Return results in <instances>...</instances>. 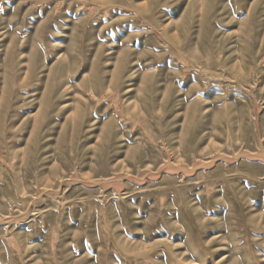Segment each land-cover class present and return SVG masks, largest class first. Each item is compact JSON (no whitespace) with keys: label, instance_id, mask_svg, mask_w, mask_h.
<instances>
[{"label":"rangeland","instance_id":"obj_1","mask_svg":"<svg viewBox=\"0 0 264 264\" xmlns=\"http://www.w3.org/2000/svg\"><path fill=\"white\" fill-rule=\"evenodd\" d=\"M0 264H264V0H0Z\"/></svg>","mask_w":264,"mask_h":264}]
</instances>
